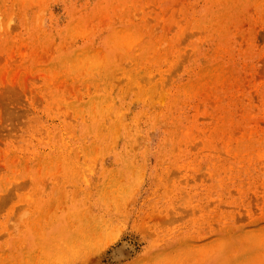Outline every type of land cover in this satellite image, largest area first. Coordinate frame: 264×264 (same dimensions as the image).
Instances as JSON below:
<instances>
[{
    "label": "rangeland",
    "instance_id": "1",
    "mask_svg": "<svg viewBox=\"0 0 264 264\" xmlns=\"http://www.w3.org/2000/svg\"><path fill=\"white\" fill-rule=\"evenodd\" d=\"M87 261L264 264V0H0V264Z\"/></svg>",
    "mask_w": 264,
    "mask_h": 264
},
{
    "label": "bare ground",
    "instance_id": "2",
    "mask_svg": "<svg viewBox=\"0 0 264 264\" xmlns=\"http://www.w3.org/2000/svg\"><path fill=\"white\" fill-rule=\"evenodd\" d=\"M156 214H157V213H155V215H156ZM157 215H158V214H157ZM157 215H156V216H157ZM153 216H154V214H153ZM89 258H91V257H89ZM89 258H88V259H89ZM94 259H95V258H94ZM94 259H93V260H94ZM93 260L90 259V261H93ZM88 262H89V261H87V262H85V263L87 264ZM96 262H97V261H96ZM96 262H94V263H96ZM90 263H91V262H90ZM90 263H89V264H90ZM96 264H97V263H96Z\"/></svg>",
    "mask_w": 264,
    "mask_h": 264
}]
</instances>
